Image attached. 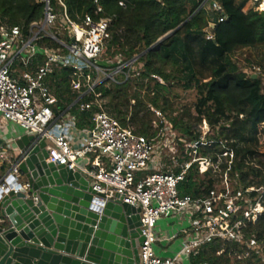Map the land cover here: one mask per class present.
Here are the masks:
<instances>
[{"label": "built area", "instance_id": "2783aa9c", "mask_svg": "<svg viewBox=\"0 0 264 264\" xmlns=\"http://www.w3.org/2000/svg\"><path fill=\"white\" fill-rule=\"evenodd\" d=\"M193 1L210 16L203 33L206 40H214L216 27L227 19L219 1ZM36 2L43 6V16L31 23L26 33L19 27H0V146L4 141L15 144L23 135H32L36 144L43 139L48 151L46 161L83 174L92 189L104 195L102 202L120 200L139 208L143 237L138 248L139 264H191L190 257L213 241L243 245L246 252L235 253L236 259H244L252 251L262 255L264 263V247L254 237L245 236L246 228L254 225L264 211V170L260 174L261 185L253 182L236 188L237 178L229 176L231 151L225 150L214 159L199 156L197 150L203 138L200 142L179 139L173 124L160 113L156 112L157 121L152 123L157 133L151 138L122 127L106 112L100 94L94 93L98 83L92 81V73L102 72L108 78L123 66L132 67L137 57L105 74L92 61L100 55L108 38L110 19L94 20L86 14L75 21L62 0ZM94 2L95 14L100 13L101 8ZM248 2L255 5L258 13L264 12V0ZM59 31L68 41L57 38ZM44 39L57 46L40 44ZM57 68L72 72L71 90L79 94L78 100L92 96L79 105L80 111L91 113L89 128H78L70 114L54 118L56 97L49 79ZM242 72L262 75L261 68L255 65ZM203 124L207 129L205 121ZM260 129L264 130V124L259 125L258 131L263 142L257 151L262 154L264 135ZM181 155L189 159L181 160ZM223 158L226 167L221 169ZM16 160L5 149L0 150V164L6 162L10 167ZM193 165L202 177L209 173L217 179L205 196L192 197L179 191ZM5 173L0 177V198L8 186L13 190L18 182V165ZM158 225L165 227L166 232ZM172 243H177L174 251L168 248Z\"/></svg>", "mask_w": 264, "mask_h": 264}, {"label": "trees", "instance_id": "16d2710c", "mask_svg": "<svg viewBox=\"0 0 264 264\" xmlns=\"http://www.w3.org/2000/svg\"><path fill=\"white\" fill-rule=\"evenodd\" d=\"M62 1L75 21L86 14L94 20L110 19L108 38L100 55L92 61L105 74L137 57L132 65L135 71L123 66L113 81L100 82L94 87V93L105 100L106 112L122 127L147 138L155 136L157 130L152 126L154 113L151 112L155 109L169 112L167 117L185 140L200 142L197 127L204 120L211 135L198 147L197 154L214 159L225 150L231 151L229 176L233 180L237 178L235 187L263 183L260 174L264 170V153L257 151V127L264 124V12L258 13L250 3L243 12L248 0H218L227 19L216 27L214 40H206L203 29L210 16L193 0H96L101 8L97 14L95 0ZM42 16L43 6L36 0H0V27H19L26 33L29 25L40 21ZM182 24L174 34L148 50ZM57 38L68 41L61 31ZM39 43L57 46L46 39ZM245 49L250 50L252 62L261 68L262 75H247L231 60L232 55L243 54ZM102 56L106 58L101 59ZM151 75L165 83L174 82L185 91L194 90V115L190 109H184L172 117L173 105L167 97L170 92ZM49 80L56 97L54 118L62 113L70 114L78 128H89L91 113L80 111L79 105L92 96L78 100L79 94L71 90L72 72L68 69H55ZM181 157V160L189 159ZM222 161L220 168L224 169V158ZM216 182L209 173L202 177L193 165L180 183L179 191L192 197L205 196ZM245 236L254 237L264 247V211L254 225L246 228ZM219 251L222 253L217 255ZM245 252L243 245L213 241L191 256L190 263L264 264L262 255L252 251L241 260L233 257L235 253Z\"/></svg>", "mask_w": 264, "mask_h": 264}, {"label": "water", "instance_id": "95a60500", "mask_svg": "<svg viewBox=\"0 0 264 264\" xmlns=\"http://www.w3.org/2000/svg\"><path fill=\"white\" fill-rule=\"evenodd\" d=\"M15 146L18 182L0 198V264H139V208L102 202L83 174L46 161L43 139L23 135Z\"/></svg>", "mask_w": 264, "mask_h": 264}, {"label": "rangeland", "instance_id": "374dc122", "mask_svg": "<svg viewBox=\"0 0 264 264\" xmlns=\"http://www.w3.org/2000/svg\"><path fill=\"white\" fill-rule=\"evenodd\" d=\"M248 4L249 2L247 3V5L245 6V8L243 9V12L246 11L247 7H248ZM251 52L250 50L248 49H245L243 51V54H240L239 52L232 55L231 56V60L236 63L237 67L239 68V70H243L244 68H250L252 65H255V66H258L256 65L255 63L252 62V58L250 56ZM106 58L105 56H102L101 59H104ZM113 61H117V59H112ZM111 60V61H112ZM132 71H135V68L133 67L132 68ZM115 75H112L110 77H106L104 76V74L102 72H100L99 74L95 75V77H93L92 81L95 82V83H100V82H104V81H111V79H115ZM160 80V79H159ZM159 80H157V82L163 86H165L168 91L170 92L169 95H167V97L170 99L172 105H173V114L171 115L172 117H175V116H178L182 113V111L184 109H190V112L194 115V112H193V104L195 102V92L194 90H188V91H185L183 89H181L179 86H177L174 82H169V83H165V82H160ZM103 106H104V103H105V100H103ZM105 108V107H104ZM151 112L154 113V116L152 118V123L154 121H157V114L156 112L160 113L162 117H164V119L168 122H171L169 120V118L167 117L168 113H161L160 111H157L155 109H151ZM203 121H201V124L197 127V129L200 131V138H203V142H206V137L208 135H211V132H210V129L209 127L207 126V129H205L203 127ZM172 123V122H171ZM261 130V129H260ZM259 131V126L257 127V141H258V144H257V149H259V144L260 142H263L262 139H261V136L259 135L258 133ZM261 134L264 135V130H261L260 131ZM178 136L181 137V139H186L185 137H182L181 134L178 132ZM185 141H188V140H185ZM1 149H5L6 152L13 156V157H17L18 156V149L17 147L15 146V144H7L5 141L2 143V145L0 146V150ZM182 149V148H181ZM182 156V155H181ZM180 156V157H181ZM9 168V164L8 163H2L0 164V176L2 177L4 175V173L6 172V170ZM158 228H160V230L164 232V229L165 227H161L158 225ZM234 257V256H233ZM235 258V257H234Z\"/></svg>", "mask_w": 264, "mask_h": 264}, {"label": "crops", "instance_id": "0c3cea01", "mask_svg": "<svg viewBox=\"0 0 264 264\" xmlns=\"http://www.w3.org/2000/svg\"><path fill=\"white\" fill-rule=\"evenodd\" d=\"M1 177V176H0ZM168 248H169V250L170 251H174V250H176L177 249V243H172L170 246H168Z\"/></svg>", "mask_w": 264, "mask_h": 264}]
</instances>
